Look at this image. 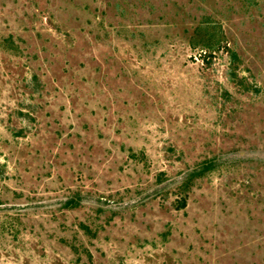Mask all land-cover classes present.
<instances>
[{"label": "rangeland", "instance_id": "obj_1", "mask_svg": "<svg viewBox=\"0 0 264 264\" xmlns=\"http://www.w3.org/2000/svg\"><path fill=\"white\" fill-rule=\"evenodd\" d=\"M0 264H264V0H0Z\"/></svg>", "mask_w": 264, "mask_h": 264}, {"label": "trees", "instance_id": "obj_2", "mask_svg": "<svg viewBox=\"0 0 264 264\" xmlns=\"http://www.w3.org/2000/svg\"><path fill=\"white\" fill-rule=\"evenodd\" d=\"M235 59V56L233 57ZM215 168L214 160H206L199 163L192 172L188 175V180L200 177L205 173L211 172ZM80 204L79 199H69L64 202L63 207L66 209H73L76 208ZM185 207V201L181 200L180 208Z\"/></svg>", "mask_w": 264, "mask_h": 264}]
</instances>
